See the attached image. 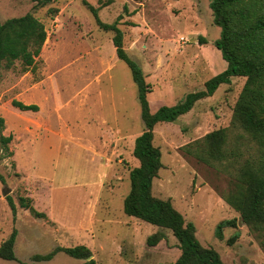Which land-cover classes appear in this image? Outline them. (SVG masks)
<instances>
[{
	"label": "rangeland",
	"instance_id": "374dc122",
	"mask_svg": "<svg viewBox=\"0 0 264 264\" xmlns=\"http://www.w3.org/2000/svg\"><path fill=\"white\" fill-rule=\"evenodd\" d=\"M39 1L0 0V23L31 12L48 32L34 67L25 69L16 61L9 69L0 68L3 133L13 136L10 155L0 148V244L13 228L18 230V260L0 257V264H78L84 260L65 252L49 261L33 259L56 246L78 244L90 247L98 264L174 261L179 244L170 231L166 240L150 246L147 239L158 227L124 212L130 171L139 165L135 139L145 127L138 87L117 56L114 32L99 27L82 0ZM87 1L100 7L104 22L119 18L125 49L152 86V110L181 102L227 68L214 45L221 28L213 22L211 0ZM244 82V77H233L176 121L155 126L163 167L152 191L194 222L200 242L216 249L226 264H264L260 240L223 198L236 167L206 163L184 149L231 126ZM14 99L38 104L39 110H20L12 105ZM22 197L45 217L22 206ZM226 219L238 225L225 228L220 239L217 225ZM236 233L238 239L229 244Z\"/></svg>",
	"mask_w": 264,
	"mask_h": 264
},
{
	"label": "trees",
	"instance_id": "16d2710c",
	"mask_svg": "<svg viewBox=\"0 0 264 264\" xmlns=\"http://www.w3.org/2000/svg\"><path fill=\"white\" fill-rule=\"evenodd\" d=\"M50 1L39 2L47 4ZM82 2L94 14L99 27L114 32L117 56L128 65L138 87L145 128L135 139L133 154L139 165L130 171L131 187L123 207L126 214L160 227L148 237V245L159 244L166 238L164 230H170L179 241L181 255L176 261L164 264H226L216 249L200 242L194 222L187 221L170 199L153 194V181L163 167L161 149L154 144V129L160 122L176 121L192 110L197 101L212 96L220 85L231 83L233 77H244L231 126L213 130L200 140L187 144L184 149L206 163L220 162L225 169L236 167L231 173L232 186L223 198L240 213L243 223L258 237L264 248V0H211L213 22L221 28L220 37L214 45L227 61V68L208 79L204 89L188 93L175 105L163 104L155 110L151 109L148 99L152 86L146 80L142 66L125 49L119 18L113 23L104 22L99 15L100 7L87 0ZM47 38L45 24L31 12L5 19L0 23V68L9 69L16 61H20L25 69L34 67ZM12 105L23 111L39 110L38 104L17 99L12 100ZM5 125V118L0 114V148L5 155H10L9 143L13 136L3 133ZM231 130L235 133L232 136ZM0 180L4 181L1 172ZM8 200L16 214L13 199L8 196ZM29 201L20 198L22 206L30 208L38 217H45ZM237 225L236 219L222 220L217 225V237L224 239V229ZM17 235V228H13L1 242L0 257L18 260L15 251ZM238 237L239 233L232 235L228 243L233 244ZM59 252L84 260L78 264H98L94 257L87 259L93 253L84 244L56 246L46 254H35L33 259L49 261Z\"/></svg>",
	"mask_w": 264,
	"mask_h": 264
},
{
	"label": "crops",
	"instance_id": "0c3cea01",
	"mask_svg": "<svg viewBox=\"0 0 264 264\" xmlns=\"http://www.w3.org/2000/svg\"><path fill=\"white\" fill-rule=\"evenodd\" d=\"M156 226V225H155ZM158 228H157V230L156 231H158V230H160V227L159 226H157ZM164 230V229H163ZM155 231V232H156ZM165 231V233H166V231H170V230H164ZM171 232V231H170ZM154 233V232H153ZM172 233V232H171ZM173 234V233H172ZM167 239V233H166V238L165 239H163L162 241H164V240H166ZM173 239H174V234H173ZM178 240V239H177ZM161 241V242H162ZM174 241L177 243V244H179V241L177 242L175 239H174ZM177 249V248H176ZM180 253V255H181V249H180V247H179V249H177L175 252H173V258H175V257H177V255ZM179 255V256H180ZM170 257H171V255H169ZM178 256V257H179ZM178 257L174 260V261H176L177 259H178ZM172 259V258H171ZM171 262H173V261H171ZM165 263H168V262H165ZM161 264H164V263H161Z\"/></svg>",
	"mask_w": 264,
	"mask_h": 264
},
{
	"label": "water",
	"instance_id": "95a60500",
	"mask_svg": "<svg viewBox=\"0 0 264 264\" xmlns=\"http://www.w3.org/2000/svg\"><path fill=\"white\" fill-rule=\"evenodd\" d=\"M8 192H9V190H7V189L4 190V191H3V195H7ZM240 223H241V222H240ZM240 223H239V224H240ZM92 258H93V255L89 256L87 259L90 260V259H92Z\"/></svg>",
	"mask_w": 264,
	"mask_h": 264
}]
</instances>
